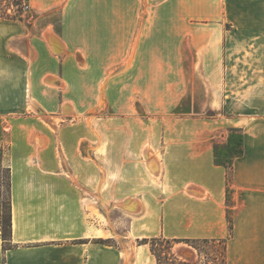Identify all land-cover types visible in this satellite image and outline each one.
I'll list each match as a JSON object with an SVG mask.
<instances>
[{"label":"crops","instance_id":"0c3cea01","mask_svg":"<svg viewBox=\"0 0 264 264\" xmlns=\"http://www.w3.org/2000/svg\"><path fill=\"white\" fill-rule=\"evenodd\" d=\"M27 2L0 13V264H157L156 237L264 264V0Z\"/></svg>","mask_w":264,"mask_h":264},{"label":"rangeland","instance_id":"374dc122","mask_svg":"<svg viewBox=\"0 0 264 264\" xmlns=\"http://www.w3.org/2000/svg\"><path fill=\"white\" fill-rule=\"evenodd\" d=\"M27 0H0V13L17 16L23 13L24 3ZM186 105L183 108H190ZM196 109V107H194ZM191 111V110H190ZM206 114L213 112L206 111ZM234 141L231 144H217V159L224 163L230 162V159L239 152L238 143L239 134L232 133ZM6 150L0 146V209L3 210L4 225L7 229L8 222V168L6 164ZM125 223L120 222L119 227L125 228ZM122 231V230H120ZM150 250L159 264H224L223 245L220 242L205 241H174L156 237L149 239Z\"/></svg>","mask_w":264,"mask_h":264},{"label":"trees","instance_id":"16d2710c","mask_svg":"<svg viewBox=\"0 0 264 264\" xmlns=\"http://www.w3.org/2000/svg\"><path fill=\"white\" fill-rule=\"evenodd\" d=\"M240 140H241V137H240V135H239V137H238V143H239V146H240ZM232 141H234V137L232 136V133H230V135H229V137H228V141H227V143L228 144H231V142ZM216 147V146H215ZM240 151H241V148L239 149V152L237 153V154H239L240 153ZM237 154H235V155H237ZM233 158V157H232ZM216 160L218 161V163H220V164H223L224 166H226V167H230L231 166V160L232 159H230V162H228V163H224V162H222L221 160H218L217 159V157H216ZM8 168V167H7ZM8 176H9V170H8ZM0 214H1V223H2V236H3V238L4 239H8V231H9V225H10V211H9V201H8V222H7V229L5 228V225H4V216H3V210H1L0 209ZM151 239H153V238H151ZM144 242H147V240H144ZM152 252V251H151ZM156 261H157V264H159V261L156 259Z\"/></svg>","mask_w":264,"mask_h":264},{"label":"built area","instance_id":"2783aa9c","mask_svg":"<svg viewBox=\"0 0 264 264\" xmlns=\"http://www.w3.org/2000/svg\"><path fill=\"white\" fill-rule=\"evenodd\" d=\"M23 7H24V11H27L28 10V2L24 3Z\"/></svg>","mask_w":264,"mask_h":264},{"label":"bare ground","instance_id":"6f19581e","mask_svg":"<svg viewBox=\"0 0 264 264\" xmlns=\"http://www.w3.org/2000/svg\"><path fill=\"white\" fill-rule=\"evenodd\" d=\"M99 234H102V232H101V231H99Z\"/></svg>","mask_w":264,"mask_h":264}]
</instances>
